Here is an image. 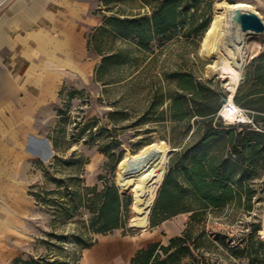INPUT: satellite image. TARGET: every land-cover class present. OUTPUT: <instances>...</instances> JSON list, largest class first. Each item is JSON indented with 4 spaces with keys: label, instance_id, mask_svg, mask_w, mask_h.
Here are the masks:
<instances>
[{
    "label": "rangeland",
    "instance_id": "rangeland-1",
    "mask_svg": "<svg viewBox=\"0 0 264 264\" xmlns=\"http://www.w3.org/2000/svg\"><path fill=\"white\" fill-rule=\"evenodd\" d=\"M94 1L96 6H101L94 7V14L121 17L144 14L150 17L154 9L167 2ZM218 1L256 2L174 0L170 6L177 15V24L163 35L149 37L145 45L139 43L137 34L125 36L101 28V25L88 26V40L92 43L88 47L87 67L73 70L65 79L64 90L54 102L44 106L38 115L40 132L36 142H30L28 148L25 145L22 156L13 159L12 165L0 164V264H36L34 260H41L39 264H51L53 260H57V264H130L139 249L154 242L167 245L172 237L186 230L194 238L201 237L191 243L192 255L182 257L179 264L264 263V250L255 262L247 254L253 225L260 226L258 235L264 240V140L251 136L250 146L254 147L245 151L236 163L230 160L232 146L225 134L209 141L204 151L210 156L216 155L217 161L229 160L227 167L243 192L242 204L230 203L221 209H211L204 221L192 225L189 213L166 217L156 205L171 158L190 141L198 128L194 123L189 128L187 122L171 118V97L178 94L191 97L190 92L180 87L183 74L190 73L204 86L221 89L220 93L227 98L229 95L219 74L212 70L211 65L217 59L204 51ZM121 25L126 30L125 25ZM94 34L97 37H92ZM259 36L246 35L248 57L244 73ZM120 49L128 54L127 60L102 72V80L107 84L96 80V68L103 55ZM262 98L259 105L264 108ZM219 119L226 126H233L237 133L255 128L264 134V116L259 123L253 120V123L230 124L221 116ZM90 121V128L78 136L80 128ZM47 142L52 144L54 153L49 161H44L42 150ZM152 143L164 145L169 150V160L149 193L140 199L148 198L154 188L153 196L143 205L145 208L139 209L134 195L139 184L119 187V164L114 172L111 167L119 156L137 153ZM74 151L76 156H72ZM56 157L59 159L56 167L50 168L49 164ZM68 176L80 177L73 186L81 193L86 186L102 188L106 181L114 182L123 195L132 196L134 209L136 206L144 213L142 228L135 232L120 227L106 234L93 233L87 229L88 216L85 214L57 215L54 206L37 203L32 192H37L39 186L55 190L53 198H66L65 187L54 179ZM247 192L253 194L251 210L248 209ZM152 220L158 224L153 226ZM78 231L85 232L82 242L74 235ZM52 232L55 235H50ZM106 247L110 248L108 255L97 262L94 257L104 253Z\"/></svg>",
    "mask_w": 264,
    "mask_h": 264
},
{
    "label": "trees",
    "instance_id": "trees-1",
    "mask_svg": "<svg viewBox=\"0 0 264 264\" xmlns=\"http://www.w3.org/2000/svg\"><path fill=\"white\" fill-rule=\"evenodd\" d=\"M173 1L167 0L162 6L154 9L150 17L145 14L132 17L106 16L100 27L125 36L137 34L139 43L145 45L149 37L154 34L163 35L177 24V15L170 6ZM121 24L125 25L126 30L122 28ZM92 37L97 36L94 34ZM91 43V39H89L88 47H91ZM94 50L97 51V48ZM127 58L128 54L121 49L103 55L101 63L96 68L95 79L102 80L101 75L106 68L122 64ZM102 82L103 84L108 83L104 80ZM196 85L195 79L190 73L183 74L180 84L182 90L192 93V89L195 88L196 91ZM223 97L225 96L218 93L216 89L203 84H200L199 91L193 97L187 98L182 94L171 97V118L177 122H187L189 128L194 123L198 128L191 135L190 141L182 145L181 150L174 153L163 179L156 205L166 217L189 213V224L192 225L197 221H204L205 214L211 209H221L230 203L239 205L243 203L241 186H237V183L234 182L231 170L227 167V164L230 163L229 160L217 161L216 155L210 156L204 151L209 141L225 134L232 146L229 153L230 160L236 163L243 158L245 148L251 144V136L264 140V134L250 130L237 133L233 126H226L217 115L220 106L218 109L215 107L216 101ZM235 101L239 102L238 96L235 97ZM253 120L260 122L259 118H253ZM91 125L92 121L85 123L80 128L78 136L84 134ZM54 146L57 148L55 140ZM76 155L77 152L74 151L72 156ZM234 156L235 158H233ZM72 159L67 162L70 163ZM122 159L123 157L119 156L114 161L111 171H115L117 164ZM58 161L59 159L56 157L49 167L55 168ZM100 179L103 177L100 176ZM79 180V176L54 179L57 184H61V187H65L66 198H53L52 194H56L55 190H48L40 186L37 192H32V195L38 204L54 206L57 215L65 214L72 217L78 213L85 214L88 216L87 229L93 233L106 234L120 227L135 232L136 229L142 228L144 213L139 211L136 206L134 209L132 196L123 195L114 182L106 181L102 188H99L98 185L86 186L81 193L73 186L74 182ZM153 194L154 188L148 198L141 200L134 193L138 208H145L143 205ZM252 196L251 192H247L246 199L249 210L252 207ZM157 224L152 220L153 226ZM259 230V225H253L249 234L247 254L252 262L260 258L261 251L264 250V240L258 235ZM76 233L74 234L76 239L82 242L85 239L83 238L85 232L78 231ZM50 235L55 234L52 232ZM200 237L201 235L194 238L191 232L186 230L183 234L172 237L167 245L162 242L149 243L136 252L130 264H179L182 257L192 255L191 243H195ZM40 261L34 260V263L39 264ZM51 264H57V260H53Z\"/></svg>",
    "mask_w": 264,
    "mask_h": 264
},
{
    "label": "crops",
    "instance_id": "crops-1",
    "mask_svg": "<svg viewBox=\"0 0 264 264\" xmlns=\"http://www.w3.org/2000/svg\"><path fill=\"white\" fill-rule=\"evenodd\" d=\"M2 1L0 164L12 165L13 159L22 156L24 146L28 148L30 142L39 138L37 120L44 106L55 101L73 70L87 67L88 26L102 25L111 14H94V7H101L94 0ZM248 4L264 20V0ZM252 52L236 94L239 102H235L250 118L261 119L264 116V108L259 105L264 97V32L255 39ZM195 83L192 97L200 89L201 82L195 79ZM216 91L220 93L221 89ZM219 106L217 115L223 107L222 99L216 101V109ZM248 130L261 133L255 128ZM253 147L249 145L245 151Z\"/></svg>",
    "mask_w": 264,
    "mask_h": 264
},
{
    "label": "bare ground",
    "instance_id": "bare-ground-1",
    "mask_svg": "<svg viewBox=\"0 0 264 264\" xmlns=\"http://www.w3.org/2000/svg\"><path fill=\"white\" fill-rule=\"evenodd\" d=\"M250 7V4L241 1L233 4L218 1L213 26L208 31L204 43V51L210 57L217 59V62L211 65L212 70L219 74L229 93L228 102L224 104L219 115L230 124L237 121L250 122L244 110L235 102V96L243 81L244 65L248 57L246 35L252 32L243 31L232 21L236 8L250 9ZM168 160L169 150L158 143L147 145L134 154L127 153L118 165V186L128 188L131 184L138 183L135 195L138 198L144 197L159 179ZM109 250L110 248L106 247L105 252L97 254L94 259L100 262L108 255Z\"/></svg>",
    "mask_w": 264,
    "mask_h": 264
},
{
    "label": "water",
    "instance_id": "water-1",
    "mask_svg": "<svg viewBox=\"0 0 264 264\" xmlns=\"http://www.w3.org/2000/svg\"><path fill=\"white\" fill-rule=\"evenodd\" d=\"M232 21L235 25H239L243 31H251L255 34L264 32V20L253 10L236 8L232 16ZM227 102V97L222 98L223 106ZM45 145L42 150V156L44 161H49L54 150L50 142H47Z\"/></svg>",
    "mask_w": 264,
    "mask_h": 264
},
{
    "label": "built area",
    "instance_id": "built-area-1",
    "mask_svg": "<svg viewBox=\"0 0 264 264\" xmlns=\"http://www.w3.org/2000/svg\"><path fill=\"white\" fill-rule=\"evenodd\" d=\"M1 5H3V1L2 2H0V7H1ZM224 98V97H223ZM244 110V109H243ZM244 112H245V114L247 115V112L244 110ZM248 116V115H247ZM248 118H249V120H250V123L252 122L253 123V118H250L249 116H248ZM244 123V122H243Z\"/></svg>",
    "mask_w": 264,
    "mask_h": 264
}]
</instances>
